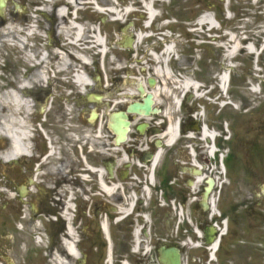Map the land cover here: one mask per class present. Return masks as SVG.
<instances>
[{"label": "flooded vegetation", "instance_id": "obj_1", "mask_svg": "<svg viewBox=\"0 0 264 264\" xmlns=\"http://www.w3.org/2000/svg\"><path fill=\"white\" fill-rule=\"evenodd\" d=\"M28 2L21 3L24 7ZM31 3L33 9L39 4ZM10 18H1L0 28ZM23 18L26 26L35 20L44 34H55L61 26L56 12L17 19ZM256 38L251 32L247 39H238L243 48L234 57L237 64L264 61V53L257 57L245 48L248 42L262 48L263 35L258 42ZM112 47L109 40L107 52L93 57L89 84H79L70 68L57 72L49 66L58 76L47 75L30 87L34 115L27 129V150L6 160L0 177L8 189L23 186L25 222L42 241L35 252L40 264H106L108 254L109 264H161V247H177L184 255L185 239L199 244V252L208 257L207 246L225 218L227 238L237 232L242 243L248 242L244 238L257 219L258 185L253 181L263 178L252 170L249 127L262 122L264 98L259 106L248 108L250 116V104L241 99L245 113L241 124H233L230 112L220 106L208 105L207 114L194 86L188 92L180 84L166 93L154 92L157 79L152 86L150 75L142 79V87L141 77L133 85L132 64L146 53L114 54ZM197 65L207 66L198 60ZM26 67L34 79L35 66ZM195 68L192 65L193 74ZM212 82L199 92L218 98L221 92L211 89ZM45 98L47 110L42 112L38 101ZM148 98L149 113L144 107L133 109L135 103L146 106ZM212 110L220 112L218 117ZM169 121L177 123V130L169 131ZM12 143L6 135L4 151ZM6 248L17 252L15 242ZM246 256L243 264H260L264 258L259 251ZM12 260L20 264L18 258Z\"/></svg>", "mask_w": 264, "mask_h": 264}, {"label": "bare ground", "instance_id": "obj_2", "mask_svg": "<svg viewBox=\"0 0 264 264\" xmlns=\"http://www.w3.org/2000/svg\"><path fill=\"white\" fill-rule=\"evenodd\" d=\"M47 12H57V18L61 24L59 32L63 37L61 42L57 41V45L51 50L42 42L39 46L32 45L31 41L34 40V36H45V34H39L35 20H32L28 26H25L24 18L17 19L13 14L6 24L0 28V52L4 49L13 52V60H10V73L5 71L4 74L0 72V135H8L12 140V145L7 148L6 151L0 153L2 157L6 159H12L18 156L19 153L27 150V129L29 128V121L33 117L31 100L29 99V90L31 86H35L38 83L43 82L47 79V68L53 66L55 68H63L68 70H74L75 78L78 83H88L90 74V63L93 59L92 52L104 53L105 42L102 32L97 30V26L92 24L90 20L86 24L82 25L79 22L72 20L73 12L67 11L74 9L77 5H83L82 7L86 10L88 6L95 8L96 10L102 11L105 15H110L116 20L124 18L131 11V6H125L120 9L115 0H54L53 2L46 0H39ZM17 7H21L19 3L14 2ZM146 8L148 9V15L145 17V24L148 26L151 21L159 17V11L152 7L151 0L146 2ZM25 15H22V17ZM144 17V15L142 14ZM21 17V18H22ZM5 18V17H4ZM70 19L68 23L64 24L66 19ZM95 19V18H94ZM96 22V21H94ZM205 24V25H204ZM216 21L211 15L203 14L197 19L196 26L198 30H202L205 27L215 28ZM207 25V26H206ZM144 34L141 32L138 34V39ZM83 42V43H80ZM233 49H227L228 53H232L239 43L236 39H232ZM87 45V49L82 50L80 45ZM248 48L254 52V46L251 44ZM174 52V48L167 47L166 56H169ZM156 66L154 71L159 77H161L162 83L168 79L173 82L178 79L173 77L172 72L168 66V58L157 57ZM14 65H30L35 66L36 75L33 78L29 74L22 75ZM14 68V69H13ZM14 70V73L12 71ZM0 71L2 66L0 63ZM36 80V81H35ZM223 81V80H222ZM182 86H190L194 83L191 78L185 77L181 81ZM195 85V84H194ZM166 86V85H164ZM163 86V88H164ZM225 86V83H224ZM158 90V88H157ZM69 110V108H68ZM70 112V111H69ZM176 130L174 127H170L169 131ZM217 244V243H216ZM71 253L76 256L75 247L71 244ZM110 255L108 258L110 261ZM59 262L63 263L62 258L58 259ZM108 261V264H109Z\"/></svg>", "mask_w": 264, "mask_h": 264}, {"label": "rangeland", "instance_id": "obj_3", "mask_svg": "<svg viewBox=\"0 0 264 264\" xmlns=\"http://www.w3.org/2000/svg\"><path fill=\"white\" fill-rule=\"evenodd\" d=\"M12 1H20V0H9L8 4H10V6H11V2ZM221 2H222L221 0H217V1H215V0H207V2L205 1L202 5L200 4L199 5L200 8H199V7H195L193 5V0H172L171 6H169L171 8H168V13H171L173 11V13L176 16V18L180 19V22L174 24L172 29L176 30V31H180L181 33L185 32L186 30L183 29V26H184V23L186 21H188L193 26V23H194L193 22V16H191V15H193L194 11H196L197 14H200L205 8L215 9L214 8L215 5L213 6V3H217L218 4V3H221ZM27 4H26V6H27ZM186 4L189 7H187ZM219 5H221V4H219ZM203 6H204V9H203ZM221 7H222V5H221ZM250 12H253V10H251ZM35 15H36V13H35ZM89 15L96 17V19H98V20L101 19V17H102V15L98 14V11L97 12L95 11L93 13H89ZM131 16H132V19H134V20L138 19V17H136L134 14H130L128 19ZM249 20H250V18H249ZM99 21H102V20H99ZM102 23H104V31H108V35H109L110 38H112V39L113 38H119L120 32L117 31L118 26H119L118 22H113L110 19H107V20H103ZM191 28H193V27H191ZM130 30L136 31L137 28H135V30L133 28H130L128 31H130ZM180 38L182 39V37H180ZM3 56H5V55H3ZM7 70H8V68H7ZM263 120H264V116H263V119H262V122L260 123V125L256 124V126H253V128H252V124L250 123L249 140H250V143H251L250 151L253 154V160L251 162L252 170L254 172V175H257V176L261 175L263 177L262 180L254 179L253 183L260 181L262 183V185L264 186V124L262 125ZM251 122H254V121H251ZM236 124H238V123H236ZM259 150L261 151V155H260V151ZM2 199H7V197H4V198L2 197ZM9 199H10V202L8 203V206H7L8 210L0 209V222L2 223V224L0 223V226H1L0 227L1 228L0 229V241L3 244V245L2 244H0V245H2L1 249L4 250L5 252H6V250H5L4 245H6L5 243H8L7 241H9V240H7V239L9 238V236L15 237V234L14 235L10 234V233L13 232V230L10 229L11 226H13V225H11V222H13V219L15 217L13 218L12 216H9V215L13 214L15 216L14 209L15 210H19L20 209L19 203L17 201L11 200L12 199L11 197ZM259 201L262 202V204H264V196H262ZM261 212L263 213L262 210H261ZM7 215H8V217H10V222H9L10 225H9V223H6V224L3 225V220H4L3 217L7 216ZM259 218L261 219V217H259ZM21 224H22L23 228H25V226H26L25 223H21ZM262 226H264V224H261V227H260V228L264 229V227H262ZM19 227H20L19 224H17L18 231L20 232L18 234V237L23 232V230H21L22 228L20 229ZM258 238H259V240L257 242H255L254 247H255L256 251L257 250L258 251H264V236H262V234H258ZM8 244L10 245V243H8ZM241 252H242L241 249H239L237 247H235V250L232 249L231 251H229L228 253L231 254V257H228V259L230 261L229 263L241 264V262H242V261H240V258H241L240 253ZM22 253H23V250L20 249L21 256H20L19 260L21 261V264H25L26 261H27L26 260L27 256H26V254H24L22 256ZM38 263H39V261H33V264H38ZM260 264H264V259H262L260 261Z\"/></svg>", "mask_w": 264, "mask_h": 264}, {"label": "water", "instance_id": "obj_4", "mask_svg": "<svg viewBox=\"0 0 264 264\" xmlns=\"http://www.w3.org/2000/svg\"><path fill=\"white\" fill-rule=\"evenodd\" d=\"M2 1H4V0H0V4H2L1 3ZM175 253H176L175 257L172 256L171 259H170V261L167 262L166 264H179L178 263V261H179V253H178L177 250H175ZM165 255L168 256L167 253H165Z\"/></svg>", "mask_w": 264, "mask_h": 264}]
</instances>
